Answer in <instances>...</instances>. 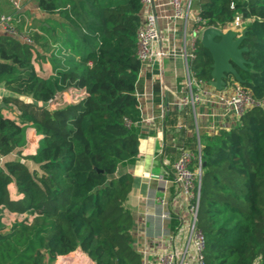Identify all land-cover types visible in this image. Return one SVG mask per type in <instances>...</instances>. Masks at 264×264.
<instances>
[{
  "label": "trees",
  "instance_id": "16d2710c",
  "mask_svg": "<svg viewBox=\"0 0 264 264\" xmlns=\"http://www.w3.org/2000/svg\"><path fill=\"white\" fill-rule=\"evenodd\" d=\"M37 5L58 12L71 28V40L62 45L71 54L53 58L46 74L36 65L50 44L38 31L33 45L0 34V86L8 93L0 97V157L6 158L0 166V264H54L77 250L94 264H143L128 205L134 178L126 170L144 137L136 94L143 6L140 0ZM199 5L206 27L226 29L237 15L249 20L242 42L246 70L235 68L240 84L264 100V0ZM212 64L198 39L190 63L196 78L210 83ZM225 82L237 83L230 75ZM71 86L79 97L62 105L60 96ZM27 127L42 138L23 162L12 156L25 146ZM200 145L191 170L200 172L197 227L206 241L205 264H264V106L248 109ZM11 184L21 198L11 199ZM7 212L17 215L8 227Z\"/></svg>",
  "mask_w": 264,
  "mask_h": 264
},
{
  "label": "crops",
  "instance_id": "0c3cea01",
  "mask_svg": "<svg viewBox=\"0 0 264 264\" xmlns=\"http://www.w3.org/2000/svg\"><path fill=\"white\" fill-rule=\"evenodd\" d=\"M199 11V0H193L189 17L175 20L173 8L167 1H158L160 39L154 43V48L162 49L168 55L154 66L142 67L139 73L136 94L142 114L139 126L144 137L136 163L126 169L134 178V188L128 205L134 216V235L138 250L144 241H147L150 248L160 247L163 232L166 234L171 231L182 238L187 237L190 216L184 204L185 200L177 193L171 177L179 149L185 148L194 154V150L199 151L201 148V138L212 135L219 129H228L236 123L233 114L223 111L221 104L215 99L214 102H204L195 109L184 107L179 102L188 81L185 51L189 50L194 18L199 15ZM28 14H35L39 25L34 28L50 44L48 49H41L45 59L36 68L51 74V60L67 59L71 54L62 46L64 41L71 40V28L64 25L58 12L50 14L40 10L36 0L29 2ZM206 88L215 92L210 85ZM74 89L71 86L61 94L59 100L62 105L73 101ZM6 95L8 93L5 91L2 96ZM41 138L33 127H27L26 144L19 154L20 157L34 155ZM25 161L30 167H34L30 161ZM9 192L13 200L16 197L21 198L14 184L9 186ZM162 195H167L172 200L170 208L174 218L171 224L162 225L159 219L145 215L148 199ZM179 219L183 220V224Z\"/></svg>",
  "mask_w": 264,
  "mask_h": 264
},
{
  "label": "built area",
  "instance_id": "2783aa9c",
  "mask_svg": "<svg viewBox=\"0 0 264 264\" xmlns=\"http://www.w3.org/2000/svg\"><path fill=\"white\" fill-rule=\"evenodd\" d=\"M13 12L0 16V34H5L16 38L22 43L33 45L31 35L37 32L32 25V17L29 16V2L31 0H6ZM158 1L140 0L143 6V26L139 29L136 37L137 59L144 66H154L168 54L162 49H155L154 43L160 39L158 24ZM173 8V18L187 19L192 8L193 0H166ZM233 7V5H232ZM194 27L191 30L189 50L185 51L186 69L188 81L185 90L179 97L182 106L195 109L204 102L212 103L214 99L221 104V109L233 114L236 122L250 108L254 106L263 107L264 100L257 101L253 94L245 89L240 83H233L225 86L221 91L212 92L206 87L210 85L196 78L191 69L190 63L195 59L196 42L201 39V35L206 27L200 15L194 18ZM249 20H243L241 16H235L233 23L226 29L232 30L237 37H240L246 29ZM0 97L5 89L0 86ZM75 99L79 97L74 92ZM57 97V95H56ZM55 97V98H56ZM206 99V100H205ZM52 102V100L50 101ZM6 114H8L6 112ZM13 158L24 162L22 157L14 154ZM195 160V155L185 148L179 149L176 161L173 163L171 177L172 183L185 200V207L190 216L188 235L182 238L171 231L161 235V245L156 249L150 248L147 241H144L138 250L142 256L143 264H205L204 251L206 241L203 233L197 227V214L199 209V176L200 172L191 170V164ZM6 158L0 157V166L4 164ZM172 200L167 195L154 196L148 199V206L145 215H151L160 220L162 225L171 224L173 213L171 211ZM183 224V220L179 219Z\"/></svg>",
  "mask_w": 264,
  "mask_h": 264
},
{
  "label": "water",
  "instance_id": "95a60500",
  "mask_svg": "<svg viewBox=\"0 0 264 264\" xmlns=\"http://www.w3.org/2000/svg\"><path fill=\"white\" fill-rule=\"evenodd\" d=\"M245 38L243 33L237 37L232 30L226 32L215 27H208L201 35L202 46L209 51L212 56V81L209 83L215 90L221 91L225 86V79L230 75L238 83H242L236 68L246 70L247 61L244 53L247 48L242 47ZM1 107H4L1 104Z\"/></svg>",
  "mask_w": 264,
  "mask_h": 264
},
{
  "label": "rangeland",
  "instance_id": "374dc122",
  "mask_svg": "<svg viewBox=\"0 0 264 264\" xmlns=\"http://www.w3.org/2000/svg\"><path fill=\"white\" fill-rule=\"evenodd\" d=\"M38 1V0H36ZM38 12V10H36ZM12 12V8L8 5L6 0H0V16L4 14H9ZM31 15V14H30ZM29 15V16H30ZM32 17V25L33 27H37L39 25V20L36 18L35 14ZM1 88V87H0ZM74 95V92H72ZM19 198H15L17 200ZM17 215L12 213H7V216L3 219V225L8 227L14 220H16ZM21 218V217H20ZM54 264H94L83 252L77 250L72 252L66 256H60L56 259Z\"/></svg>",
  "mask_w": 264,
  "mask_h": 264
}]
</instances>
